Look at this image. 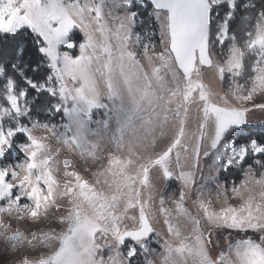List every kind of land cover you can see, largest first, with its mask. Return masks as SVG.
<instances>
[{
    "label": "snow or ice",
    "instance_id": "snow-or-ice-1",
    "mask_svg": "<svg viewBox=\"0 0 264 264\" xmlns=\"http://www.w3.org/2000/svg\"><path fill=\"white\" fill-rule=\"evenodd\" d=\"M242 10L256 13L243 47L233 29ZM145 13L153 30L137 31ZM226 43V61L215 62L213 50ZM29 45L39 54L35 66L24 59ZM246 55L255 58V75L246 95L236 86L240 105L264 95V3L258 9L254 0H0V252L26 249L18 262L2 264H139L141 255L154 264L153 253L160 264H264V139L245 138L252 109L230 103L204 79L205 70L221 80L241 77ZM42 66L47 72L37 75ZM45 98L55 101L48 111L59 124L34 119ZM100 109L105 119H93ZM193 109L197 129L190 132ZM38 128L51 138L35 135ZM205 140L213 174L195 190L193 212L185 200L201 155L210 156L201 153ZM61 148L101 161L103 170L86 179L71 158L60 159ZM249 159L262 170L258 177L252 164L244 168ZM232 168L245 178L229 188L220 174ZM154 170L183 182L175 215L159 200L163 240L153 223ZM22 218L55 219L63 228L10 231ZM207 226L257 235L229 234L226 250L214 256Z\"/></svg>",
    "mask_w": 264,
    "mask_h": 264
},
{
    "label": "rangeland",
    "instance_id": "rangeland-1",
    "mask_svg": "<svg viewBox=\"0 0 264 264\" xmlns=\"http://www.w3.org/2000/svg\"><path fill=\"white\" fill-rule=\"evenodd\" d=\"M114 11L118 15L122 14L120 13L119 10H114ZM140 22H142L141 19H140ZM149 30H153V22L150 17H149L147 24H145L142 28H137V31H149ZM75 39L77 41H82L83 39L82 34L77 33V35L75 36ZM153 43H156V44L159 43L158 34L156 37H153ZM243 43H244V40L240 45L239 44L238 45L243 47ZM136 51L139 54L140 52H142V49L137 48ZM74 54H79L78 49L74 50ZM228 54L229 52H228L227 43L222 48L219 45H217V47L213 50V53H212L214 61L221 63V64H223L226 61ZM141 59L143 60L142 56H141ZM245 59H246V62L249 64V69L244 70V73L242 74L241 77L233 78L230 74L225 73L224 79L221 80L212 70H205L204 79H205V82L210 84L213 91L216 92L219 96H227L229 98L230 103L236 106H243V107H248L252 109V111L248 113V119L251 122L250 123L251 126H253L257 122H261V121L264 122V110L253 108L254 103L256 104L264 103V95H255L253 98V101L248 102L245 105H240L239 102L236 101L233 96V92L236 90L237 85L243 86V92L241 93L243 95H246L248 90L252 87V77L255 74L251 71V69L254 64L255 58L250 55H246ZM104 111H105L104 109H100L99 111H97L93 119L95 120L105 119ZM34 119L36 118L34 117ZM41 122H45V121H41ZM51 123L59 124L60 121L51 122ZM196 129H197V122L195 119V109H193L192 118L190 119V123H189V130L190 132H195ZM33 131H34V134L37 136H49L51 138V134L46 132L43 129L38 128V129H34ZM20 142H24V140ZM52 142H53V146L56 147L57 145L55 141L53 140ZM160 147H163V142L161 143ZM156 150H159V149H156ZM204 150H208L210 152V156L204 157L203 155H201L199 170L195 172L196 184L193 186L192 192L188 194L185 200V206L188 207L193 212L196 211L195 206L193 205V197L195 195V190L199 188V186L202 183H204V178H207L210 174H213V173H210L209 166L212 165V161L214 159V156L211 155V153L214 150L210 148V142L207 140H205L202 146L201 153H203ZM66 157L71 158L74 162L73 168L77 170L78 172H80L82 176H84L86 179H89L90 181H94L96 179L94 174L99 171H102L104 167L101 161L93 160L90 157H81L77 153H71V152H68L66 149L61 148L60 159L63 160ZM23 159H24L23 154L20 153L19 160L22 161ZM9 161L15 162V158L14 157L10 158ZM248 164L253 165L255 174L258 177L259 173L262 171L259 165H255L253 160L249 159L248 163L244 165L245 169L247 168ZM85 167L90 168L91 171L85 172L84 171ZM185 170H187V168H185ZM174 171L178 175L180 169L175 168ZM152 175H153L154 183H155V187L152 192V196H153L152 212L155 214V217H156L153 223H154V227L156 228V230L160 233V239L161 240L168 239L169 237L167 234V226L163 223L164 217L163 215L159 213V208H160L159 200L161 197H163L165 200L164 207L173 210V215H175L174 201L179 198V194L183 190V182L177 179L175 176L170 180H164L162 176H160L159 173L156 172L155 170L153 171ZM241 175H242L241 179L236 181V184H239L245 178L243 171H241ZM62 179L63 178L61 177V180ZM220 181L221 183L224 182L221 178V174H220ZM228 182H229L228 186L229 188H231L232 180ZM208 186L213 189V198H214L215 197V185L212 182H209ZM216 203L218 204L220 202L216 201ZM132 211L134 212V214L138 215V211L136 210H132ZM13 215H15V213H13ZM4 219L6 222L9 221V217L7 214L4 215ZM10 224H11L10 231H14L18 229L21 232L25 233V235H28L32 231L48 230L52 227H55L57 231L63 228V225H60L55 219H53L51 223H44V222L34 223L28 218H22L20 221L13 220L10 222ZM207 227H209L210 230L212 231V240H213V245H214L212 254L215 256L218 254L220 250H226V246H227V240L225 239L226 234L223 231H221V229L217 230L213 228L212 226H207ZM217 242H218V245H217ZM152 246L156 248L157 253L161 251L159 245L154 244ZM25 251L26 249L21 248L16 253L0 252V264H2L3 261H7V260H15L18 262L20 257L24 254ZM28 254L35 255L36 253L28 252ZM148 259L153 260L154 264H160L161 258L156 253H153L148 256ZM139 264H145V257L143 255L139 257Z\"/></svg>",
    "mask_w": 264,
    "mask_h": 264
},
{
    "label": "trees",
    "instance_id": "trees-1",
    "mask_svg": "<svg viewBox=\"0 0 264 264\" xmlns=\"http://www.w3.org/2000/svg\"><path fill=\"white\" fill-rule=\"evenodd\" d=\"M254 2L256 3L257 8L259 9L261 4L264 3V0H254ZM140 19L142 22H140V25L138 26V28H142L145 24L148 23L149 16L145 13L144 15L140 17ZM255 21H256L255 12H251V11L245 12L242 10L241 13L238 14L236 21L233 24V29L237 36V43L239 45L243 42L245 38V33L253 27ZM38 57H39V54L35 53L32 50L31 46L29 45V48L25 53V57H24L25 61L26 62L31 61L33 66H35V63L38 62ZM248 69H249V64L246 62V59H245V70H248ZM46 72H47V69L42 66L40 69V73H37V75L45 74ZM28 75L32 76L33 73L29 72ZM52 102H55V101L52 100L51 98H45L44 100L40 102V104L34 105L35 111L33 113V116L36 119H39L40 121H49V122L61 121V117L59 115L51 114L48 111L50 103ZM24 123H28V121L25 120ZM244 137L245 138H249V137L255 138L257 140L264 139V122L261 121V122L255 123L253 126H251V124L247 126L244 132ZM23 140H25V137L21 135L20 141H23ZM241 142H243V140H241ZM10 158H13V157H10ZM241 177H242L241 170L237 168H232L227 173H223V172L221 173V178L223 181H230V180L233 181L234 180L236 182L240 180ZM221 231H223L226 234V237H228L229 234H231V238L233 240L243 238L245 236H251L253 238H256V235H257L251 231H249L248 233L237 232L235 230H230V229H221Z\"/></svg>",
    "mask_w": 264,
    "mask_h": 264
}]
</instances>
